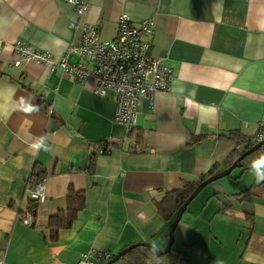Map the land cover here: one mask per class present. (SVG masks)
<instances>
[{"label": "crops", "instance_id": "obj_1", "mask_svg": "<svg viewBox=\"0 0 264 264\" xmlns=\"http://www.w3.org/2000/svg\"><path fill=\"white\" fill-rule=\"evenodd\" d=\"M84 1L88 9L79 17L68 0H0L5 264H77L91 249L114 257L140 242L166 248L174 218L167 221L156 201L184 181L199 182L211 168H227L245 145L231 133L250 139L264 119V0ZM124 13L134 21L155 17L151 53L172 70L168 90L142 102L141 151L115 119L114 91L100 96L93 79L73 81L34 60L14 65L16 40L60 58L81 40L73 22L98 25L102 39H114ZM38 167L46 171L45 199L29 226L22 219L31 210L27 182ZM238 168L211 183L183 214L175 248L186 246L189 264H264V181L257 183L251 168ZM247 175L248 183L235 185ZM71 188L85 193V206L60 226ZM113 264L130 262L121 257Z\"/></svg>", "mask_w": 264, "mask_h": 264}, {"label": "built area", "instance_id": "obj_2", "mask_svg": "<svg viewBox=\"0 0 264 264\" xmlns=\"http://www.w3.org/2000/svg\"><path fill=\"white\" fill-rule=\"evenodd\" d=\"M74 5L79 17L88 9L84 0H68ZM74 28L82 29L79 43H71L63 56L58 58L53 52L39 49L24 41L16 40L13 48L20 66L22 60H34L49 66L51 71H60L61 75L73 81L93 79L95 93L105 96L109 91L117 94L115 119L126 125L128 136L137 127L142 102L152 99L157 92L166 91L172 78V70L162 58L151 53L152 38L155 29V17L134 21L127 13L118 19V34L114 39H102L98 25L73 22ZM71 56L76 61H71ZM51 113V112H50ZM253 142L264 141V119L257 123V131L251 138ZM134 150L141 151L137 140L132 141ZM101 153L108 152L101 149ZM27 195L38 203L45 199V180L32 174L27 182ZM23 222L33 225V211H27ZM108 251L91 249L82 253L77 264H105L112 258ZM0 264L5 259L0 257Z\"/></svg>", "mask_w": 264, "mask_h": 264}, {"label": "trees", "instance_id": "obj_3", "mask_svg": "<svg viewBox=\"0 0 264 264\" xmlns=\"http://www.w3.org/2000/svg\"><path fill=\"white\" fill-rule=\"evenodd\" d=\"M131 140H139L142 138V135L139 131H136V128L132 131V133L129 135ZM230 137L235 138L238 141L239 146L244 145V150L240 152L239 150H236L232 153L230 156V159L228 160V166H230L232 163L237 160L242 153H244L246 150H249L254 145H256V142H253L251 138H245L241 137L240 133L237 131L232 132ZM202 138H198L197 140H201ZM107 143V142H106ZM106 150H108L106 148ZM107 153V152H104ZM264 157V141L259 146L258 149L248 154L242 161V168L249 169L253 165L254 162H256L259 158ZM91 167L94 166V161L92 160ZM37 167V166H36ZM224 169V168H223ZM223 169H220V167H214L211 168L206 174H204L199 182H188L184 181L182 186L171 190L165 194V196L159 200L156 201V206L159 211V213L167 220L170 221L174 218L176 212L178 211L179 207L185 202L186 199L190 196V194L193 192V190L197 187V185L208 178L209 176L218 173L222 171ZM45 169L38 167L34 171V175H36L37 179H42L45 176ZM230 175V174H229ZM86 202V197L84 192L76 191L73 188L69 190L68 193V213L65 218V222L59 223L60 226L66 225L69 226L71 222L76 217L77 213L84 208ZM38 206V202L35 200H30V209L35 212L36 208ZM54 219V218H53ZM176 243H174L173 247L170 251H168L166 254L162 256H154L152 253L148 252H141L139 249L141 247L134 248L130 250L128 253H126L124 256L129 260L130 264H160V261H156L158 258L159 260H172L175 264H189L190 260L188 258L183 257L182 249H185L186 246H183L182 249L175 248ZM149 251V250H148ZM113 258V256H112Z\"/></svg>", "mask_w": 264, "mask_h": 264}, {"label": "water", "instance_id": "obj_4", "mask_svg": "<svg viewBox=\"0 0 264 264\" xmlns=\"http://www.w3.org/2000/svg\"><path fill=\"white\" fill-rule=\"evenodd\" d=\"M263 143V141L257 143L256 145H254L252 148H250L249 150H246L244 153H242L240 155V157L235 160L234 163H232L230 166H228L227 168L223 169L222 171L215 173L211 176H209L208 178H206L205 180H203L202 182H200L197 187L193 190V192L190 194V196L188 197V199L185 200V202L179 207L178 211L175 214V217L173 219L171 228H170V240L169 243L167 245L166 248L164 249H155L152 247V245L150 243H146V242H140V243H135L132 244L126 248H124L123 250H121L118 254H116L110 261H108L106 264H113L114 262L118 261L119 259H121L122 256H124L126 253H128L130 250L137 248V247H147L150 252L155 255V256H162L164 254H166L168 251L171 250V248L173 247L174 243H175V231L182 219L183 214L185 213V211L187 210L188 205L190 204V202L197 197V195L209 184L228 176L229 174H231V172L238 167H242V161L243 159L250 154L251 152L255 151L256 149L259 148V146Z\"/></svg>", "mask_w": 264, "mask_h": 264}, {"label": "clouds", "instance_id": "obj_5", "mask_svg": "<svg viewBox=\"0 0 264 264\" xmlns=\"http://www.w3.org/2000/svg\"><path fill=\"white\" fill-rule=\"evenodd\" d=\"M39 146L40 145H37V147ZM250 170L257 183L264 181V157H261L256 162H254Z\"/></svg>", "mask_w": 264, "mask_h": 264}, {"label": "rangeland", "instance_id": "obj_6", "mask_svg": "<svg viewBox=\"0 0 264 264\" xmlns=\"http://www.w3.org/2000/svg\"><path fill=\"white\" fill-rule=\"evenodd\" d=\"M239 169H240V168H236V169L233 171L232 174H233V175H237V174L239 173ZM232 174H231L230 176L224 177V178H222V179H226V180H227V179H229V178L232 176ZM248 178H250V176L247 175L246 178H245L242 182H238V183L235 184V185H236V186H241V185H244V184L248 183ZM220 180H221V179H220ZM211 187H212L211 184L208 185V186H206V187L201 191V192H202V195H203L206 191H209V190L211 189ZM201 192H200V193H201ZM200 193H199V194H200ZM199 194H198V195H199ZM198 195H197V196H198Z\"/></svg>", "mask_w": 264, "mask_h": 264}]
</instances>
